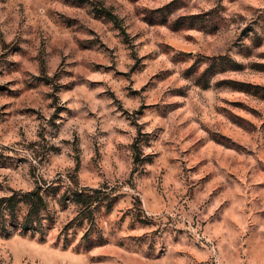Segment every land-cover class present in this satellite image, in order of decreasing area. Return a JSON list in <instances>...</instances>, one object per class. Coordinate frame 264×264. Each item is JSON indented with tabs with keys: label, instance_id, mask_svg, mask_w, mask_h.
Returning a JSON list of instances; mask_svg holds the SVG:
<instances>
[{
	"label": "rangeland",
	"instance_id": "1",
	"mask_svg": "<svg viewBox=\"0 0 264 264\" xmlns=\"http://www.w3.org/2000/svg\"><path fill=\"white\" fill-rule=\"evenodd\" d=\"M0 264H264V0H0Z\"/></svg>",
	"mask_w": 264,
	"mask_h": 264
},
{
	"label": "trees",
	"instance_id": "2",
	"mask_svg": "<svg viewBox=\"0 0 264 264\" xmlns=\"http://www.w3.org/2000/svg\"><path fill=\"white\" fill-rule=\"evenodd\" d=\"M6 202H8V204H12V202L11 201H9V200H7ZM31 204V203H30ZM31 211V210H30ZM29 217L27 218L26 217V219H25V221H24V223H23V225H22V228H23V231L26 233L27 231H30V230H35V228L36 227H38V226H36V225H34V223H35V220H34V216L33 215H31V212L29 213V215H28ZM36 216H39V214H36L35 215V217ZM40 218V217H39ZM12 222H11V225L9 226L10 228H7L8 230H11V229H16V228H18L19 227V222H18V214L17 213H14L13 215H12ZM40 220V219H39ZM21 227V226H20ZM8 230H6V233L8 234L9 232H8Z\"/></svg>",
	"mask_w": 264,
	"mask_h": 264
}]
</instances>
